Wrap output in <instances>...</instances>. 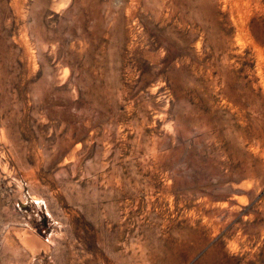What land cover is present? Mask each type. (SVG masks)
<instances>
[{"label":"rangeland","instance_id":"1","mask_svg":"<svg viewBox=\"0 0 264 264\" xmlns=\"http://www.w3.org/2000/svg\"><path fill=\"white\" fill-rule=\"evenodd\" d=\"M0 264H264V0H0Z\"/></svg>","mask_w":264,"mask_h":264}]
</instances>
